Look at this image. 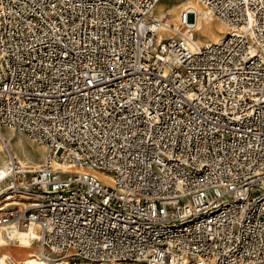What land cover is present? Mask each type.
I'll return each mask as SVG.
<instances>
[{
	"label": "built area",
	"instance_id": "obj_1",
	"mask_svg": "<svg viewBox=\"0 0 264 264\" xmlns=\"http://www.w3.org/2000/svg\"><path fill=\"white\" fill-rule=\"evenodd\" d=\"M160 1L0 0V135L46 147L0 226L57 264H264V0H198L209 44Z\"/></svg>",
	"mask_w": 264,
	"mask_h": 264
},
{
	"label": "bare ground",
	"instance_id": "obj_2",
	"mask_svg": "<svg viewBox=\"0 0 264 264\" xmlns=\"http://www.w3.org/2000/svg\"><path fill=\"white\" fill-rule=\"evenodd\" d=\"M170 1V2H168ZM196 13L195 29L197 30L196 40L201 44H209L218 42L228 33V26L220 21L214 23L215 18H211L205 9L197 0H161L155 7L153 14L158 19H167V21H178L186 11ZM166 12L170 13V18L166 17ZM165 32L161 33L163 37ZM7 133L11 135L22 134L17 133L14 129L6 127L2 130L4 138L8 140V144L0 135V174L6 172L10 162V151L13 150L17 160L23 165H31L39 167L40 162L37 159L44 160L46 147L39 143L37 146L31 145L24 137H6ZM27 136V135H26ZM28 137V136H27ZM29 138V137H28ZM30 139V138H29ZM14 144L16 149H14ZM11 148V149H10ZM34 151L38 156L31 157L30 153ZM42 160V162H43ZM42 239V227L39 224H32L27 228H21L17 223H10L0 226V264H9L11 261L20 262L21 264H57L48 259L40 248ZM38 246H34L35 242Z\"/></svg>",
	"mask_w": 264,
	"mask_h": 264
},
{
	"label": "rangeland",
	"instance_id": "obj_3",
	"mask_svg": "<svg viewBox=\"0 0 264 264\" xmlns=\"http://www.w3.org/2000/svg\"><path fill=\"white\" fill-rule=\"evenodd\" d=\"M198 1V0H197ZM168 2H170V1H168ZM201 4V3H200ZM202 7H204L203 5H202ZM170 16L171 15H168L167 17H168V19L170 18ZM217 22H220V20L219 19H217V18H215L214 19V23H217ZM17 133H19V132H17ZM20 136H22V137H24L31 145H34V146H37V145H39V144H33V141L31 140V139H29L26 135H18V134H14V133H12L11 135H9V133H7V136L6 137H20ZM35 143V142H34ZM14 149H16V145L14 144V147H13ZM11 149V148H10ZM0 150L2 151V152H4L5 153V151H3L1 148H0ZM11 151H12V153L14 154V152H13V150L11 149ZM6 154V153H5ZM30 156L31 157H35L36 158V156H38L37 155V153H35L34 151H31V153H30ZM42 160H43V158L42 159H37V161L38 162H40V164L42 163ZM34 246H38V242L36 241L35 243H34Z\"/></svg>",
	"mask_w": 264,
	"mask_h": 264
},
{
	"label": "crops",
	"instance_id": "obj_4",
	"mask_svg": "<svg viewBox=\"0 0 264 264\" xmlns=\"http://www.w3.org/2000/svg\"><path fill=\"white\" fill-rule=\"evenodd\" d=\"M19 135H22V134H19ZM20 137H22V136H20Z\"/></svg>",
	"mask_w": 264,
	"mask_h": 264
}]
</instances>
